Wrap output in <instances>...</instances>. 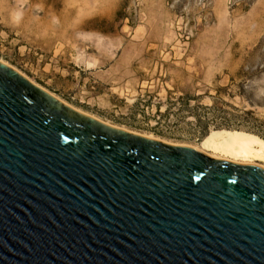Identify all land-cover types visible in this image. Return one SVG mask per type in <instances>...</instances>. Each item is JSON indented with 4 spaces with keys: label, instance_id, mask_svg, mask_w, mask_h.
I'll return each instance as SVG.
<instances>
[{
    "label": "water",
    "instance_id": "95a60500",
    "mask_svg": "<svg viewBox=\"0 0 264 264\" xmlns=\"http://www.w3.org/2000/svg\"><path fill=\"white\" fill-rule=\"evenodd\" d=\"M0 264H264V168L112 126L0 60Z\"/></svg>",
    "mask_w": 264,
    "mask_h": 264
},
{
    "label": "rangeland",
    "instance_id": "374dc122",
    "mask_svg": "<svg viewBox=\"0 0 264 264\" xmlns=\"http://www.w3.org/2000/svg\"><path fill=\"white\" fill-rule=\"evenodd\" d=\"M0 58L84 112L180 145L226 103L264 130V0H0Z\"/></svg>",
    "mask_w": 264,
    "mask_h": 264
},
{
    "label": "bare ground",
    "instance_id": "6f19581e",
    "mask_svg": "<svg viewBox=\"0 0 264 264\" xmlns=\"http://www.w3.org/2000/svg\"><path fill=\"white\" fill-rule=\"evenodd\" d=\"M0 60L3 61L4 63H7L14 69L18 70L23 75L27 76L26 74H24V72H22L21 70H19L18 68L10 64L9 62L1 58ZM27 77L30 78L29 76ZM31 80L34 81L33 79ZM35 83L39 84L36 81ZM39 85L42 86L41 84ZM51 93L54 94L59 99H61L62 101L66 102L67 104L71 105L72 107H74L75 109L83 113L92 115L93 117L101 121H105L106 123L112 126L121 127L122 129L131 131L132 133L141 134L125 126H119L116 124H112L111 122L103 120L96 115L84 112L83 110L77 108L70 102L59 97L55 93L53 92ZM141 135L150 137L153 139H158L161 141H166L165 138H160L158 136H154L149 133H143ZM166 142L180 145L178 142H174V141H166ZM189 146L199 151H202L205 154L211 157H214V158L225 159V160H229V161L239 163V164L256 165V166H260L264 168L263 163L257 162V160L264 162V138L260 137L259 135L255 133H252L246 130L218 128V127L212 126L204 135L201 136L197 144H192V145L189 144Z\"/></svg>",
    "mask_w": 264,
    "mask_h": 264
},
{
    "label": "trees",
    "instance_id": "16d2710c",
    "mask_svg": "<svg viewBox=\"0 0 264 264\" xmlns=\"http://www.w3.org/2000/svg\"><path fill=\"white\" fill-rule=\"evenodd\" d=\"M241 88L240 94L243 95L246 92L245 85L243 84ZM222 90H225V88L219 91ZM252 102L254 103L253 100ZM197 120L203 135L210 127L215 126L218 128L246 130L264 138V130L260 129L263 123L259 122L260 119L256 117V111L253 109L242 110L226 103V105L221 107L209 108L205 118L197 115Z\"/></svg>",
    "mask_w": 264,
    "mask_h": 264
}]
</instances>
